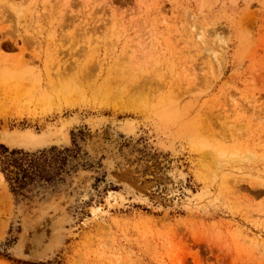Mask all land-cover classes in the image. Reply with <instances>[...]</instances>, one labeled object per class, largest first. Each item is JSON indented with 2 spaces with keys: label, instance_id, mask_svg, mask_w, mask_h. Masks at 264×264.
<instances>
[{
  "label": "rangeland",
  "instance_id": "1",
  "mask_svg": "<svg viewBox=\"0 0 264 264\" xmlns=\"http://www.w3.org/2000/svg\"><path fill=\"white\" fill-rule=\"evenodd\" d=\"M103 128L131 145L148 203L92 152ZM203 150L233 169L212 178ZM16 165L54 176L13 191ZM52 201L62 244L16 258L22 220ZM0 264H264V0H0Z\"/></svg>",
  "mask_w": 264,
  "mask_h": 264
},
{
  "label": "bare ground",
  "instance_id": "2",
  "mask_svg": "<svg viewBox=\"0 0 264 264\" xmlns=\"http://www.w3.org/2000/svg\"><path fill=\"white\" fill-rule=\"evenodd\" d=\"M63 138H62L63 140H66L67 137H65L64 135ZM6 141L9 147L13 146L12 140L6 139ZM95 141L97 142L94 144ZM123 142H126V139H121L118 134L110 132L109 130L103 128L100 130L99 135L94 136V140L91 143L92 145L91 149L92 152H96L95 151L96 149L97 150L103 149L102 151L104 153L108 152L107 166L109 169H111V171H114L116 174V175L109 174L110 176L109 179L124 187L125 190L124 194L121 192L124 196V197L122 196L123 199H127V196L129 195V193H131L133 195V200L142 202L144 204L148 203V198L150 196V192L148 189L149 182H146L145 180H141L139 178L140 173L136 175L133 170L135 165L133 166V164H131V159L135 158L136 155L133 156L131 155V145L123 148L122 152L119 150L118 146L121 143L123 144ZM199 144H201V146L203 145V143L201 142ZM204 148H207V146ZM216 152L209 150L201 153L202 158L204 159V160L202 159V161L203 163L205 162L204 165L206 170L209 171V175H211L212 178L215 177V179L216 177L218 178L220 175H222L224 171H229L233 169L232 167L229 166L230 159L224 155L225 152L224 151L223 152L221 151V153L220 152L216 153ZM239 157L240 156H238L237 158L238 160L234 161L237 167L247 168V164L249 162V160H247L248 157H246V159H244L243 157L242 158ZM121 160H123V163H125L124 160H126L125 164L127 165L122 172L114 168L115 164H117V162H120ZM83 173L84 172H82V170L81 172H79L78 178L75 179L76 182L77 181L80 182L83 179ZM142 181L145 182L144 185H140V182ZM121 201L122 200L120 199L119 202ZM62 205L60 204V202L56 203V201H52L49 205H46V207L38 206L36 207V209L31 210L29 212V215L26 214L27 216L22 220L23 222L21 229L22 233L20 232L19 233L20 236L18 235L19 236L18 242L15 247H12L13 249H10L13 251L12 253H14V256L16 258L26 262L37 263V262H45L53 256L54 252L62 244L64 235L66 233V229L68 228V226H70L69 224L71 221L70 215H68V213L65 211Z\"/></svg>",
  "mask_w": 264,
  "mask_h": 264
},
{
  "label": "trees",
  "instance_id": "3",
  "mask_svg": "<svg viewBox=\"0 0 264 264\" xmlns=\"http://www.w3.org/2000/svg\"><path fill=\"white\" fill-rule=\"evenodd\" d=\"M49 167V166H47ZM15 171H9L8 168L3 169V173L5 174L6 181L12 186L13 191H21L24 186L20 184L26 177L30 181H32L35 177L42 178L46 182H51L53 178V174L49 175L48 170L40 169L39 167H32L29 165L27 169L23 168L22 165H16L13 167ZM45 168V167H44ZM6 172V173H5ZM29 174V176H27Z\"/></svg>",
  "mask_w": 264,
  "mask_h": 264
}]
</instances>
